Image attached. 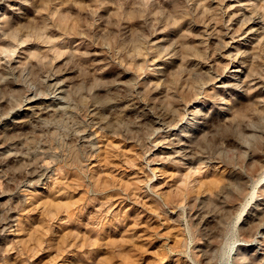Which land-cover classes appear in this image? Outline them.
<instances>
[{"label":"rangeland","instance_id":"rangeland-1","mask_svg":"<svg viewBox=\"0 0 264 264\" xmlns=\"http://www.w3.org/2000/svg\"><path fill=\"white\" fill-rule=\"evenodd\" d=\"M0 264H264V0H0Z\"/></svg>","mask_w":264,"mask_h":264},{"label":"bare ground","instance_id":"bare-ground-1","mask_svg":"<svg viewBox=\"0 0 264 264\" xmlns=\"http://www.w3.org/2000/svg\"><path fill=\"white\" fill-rule=\"evenodd\" d=\"M239 67H238V65L237 64H233L232 65V71L234 72V73H237V71H239ZM237 75V74H236ZM59 91H61V89L59 90Z\"/></svg>","mask_w":264,"mask_h":264}]
</instances>
